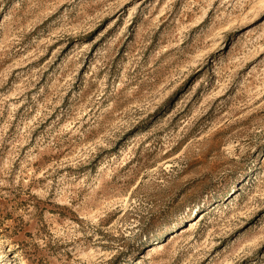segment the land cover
<instances>
[{
    "label": "rangeland",
    "instance_id": "1",
    "mask_svg": "<svg viewBox=\"0 0 264 264\" xmlns=\"http://www.w3.org/2000/svg\"><path fill=\"white\" fill-rule=\"evenodd\" d=\"M0 264H264V0H0Z\"/></svg>",
    "mask_w": 264,
    "mask_h": 264
}]
</instances>
